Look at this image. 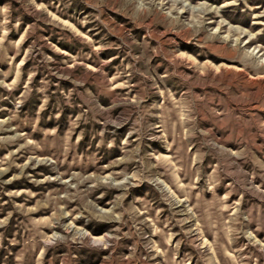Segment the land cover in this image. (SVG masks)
Returning a JSON list of instances; mask_svg holds the SVG:
<instances>
[{"label": "rangeland", "instance_id": "374dc122", "mask_svg": "<svg viewBox=\"0 0 264 264\" xmlns=\"http://www.w3.org/2000/svg\"><path fill=\"white\" fill-rule=\"evenodd\" d=\"M0 264H264V0H0Z\"/></svg>", "mask_w": 264, "mask_h": 264}, {"label": "bare ground", "instance_id": "6f19581e", "mask_svg": "<svg viewBox=\"0 0 264 264\" xmlns=\"http://www.w3.org/2000/svg\"><path fill=\"white\" fill-rule=\"evenodd\" d=\"M96 239H97V240H100L99 238H95V240H96Z\"/></svg>", "mask_w": 264, "mask_h": 264}]
</instances>
